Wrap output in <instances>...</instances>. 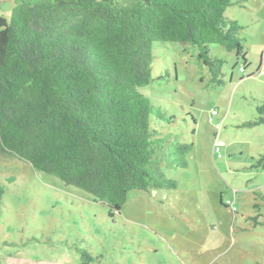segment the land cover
Returning a JSON list of instances; mask_svg holds the SVG:
<instances>
[{
  "label": "trees",
  "instance_id": "obj_1",
  "mask_svg": "<svg viewBox=\"0 0 264 264\" xmlns=\"http://www.w3.org/2000/svg\"><path fill=\"white\" fill-rule=\"evenodd\" d=\"M245 1L14 0L0 17V156L90 195L111 218L132 191L176 190L164 169H187L193 146L158 127L174 118L139 92L152 82V44L195 48L208 84L221 87L225 61L210 46L245 72L242 27L225 15ZM256 112L250 126L264 124V102ZM15 180L0 181V206Z\"/></svg>",
  "mask_w": 264,
  "mask_h": 264
},
{
  "label": "rangeland",
  "instance_id": "obj_2",
  "mask_svg": "<svg viewBox=\"0 0 264 264\" xmlns=\"http://www.w3.org/2000/svg\"><path fill=\"white\" fill-rule=\"evenodd\" d=\"M13 3L0 0V17ZM225 15L242 27L244 73L240 58L211 45L225 64L223 86H210L195 48L158 42L152 82L139 89L174 118L158 127L193 146L187 169H164L177 189L132 191L111 218L90 195L0 156V181L16 179L0 206L1 264H79L76 249L92 264H264V124L250 126L264 102V0Z\"/></svg>",
  "mask_w": 264,
  "mask_h": 264
},
{
  "label": "built area",
  "instance_id": "obj_3",
  "mask_svg": "<svg viewBox=\"0 0 264 264\" xmlns=\"http://www.w3.org/2000/svg\"><path fill=\"white\" fill-rule=\"evenodd\" d=\"M213 114H214V113H213ZM219 151H220V144H219V146L214 145V148H213V150H212V153H213V155H214L216 158H220V153H219Z\"/></svg>",
  "mask_w": 264,
  "mask_h": 264
}]
</instances>
